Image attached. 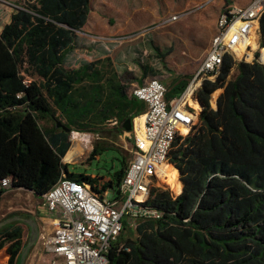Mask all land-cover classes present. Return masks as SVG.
<instances>
[{
    "label": "trees",
    "instance_id": "1",
    "mask_svg": "<svg viewBox=\"0 0 264 264\" xmlns=\"http://www.w3.org/2000/svg\"><path fill=\"white\" fill-rule=\"evenodd\" d=\"M87 4L26 0L0 30V180L9 177L12 188L41 196L59 178L92 185L105 177L69 171L62 162L69 132L52 116L69 131L97 136L110 131L112 121L113 131H122L126 118L141 113L108 56L63 64L80 48L74 35L87 21ZM258 42L264 46V11ZM153 48L162 62L164 54ZM188 80L165 97H178ZM218 89L213 108L210 97ZM195 95L202 106L196 123L174 137L168 154L179 171L180 192L151 188L146 202L160 216L140 220L134 238L122 231L106 264H264V65L225 54L217 75L203 80ZM104 149L96 144L88 158ZM126 164L121 156L101 191H116ZM5 190L0 186V196ZM5 244L7 264H18L24 243L16 221L0 227V249Z\"/></svg>",
    "mask_w": 264,
    "mask_h": 264
},
{
    "label": "built area",
    "instance_id": "2",
    "mask_svg": "<svg viewBox=\"0 0 264 264\" xmlns=\"http://www.w3.org/2000/svg\"><path fill=\"white\" fill-rule=\"evenodd\" d=\"M3 1V0H1ZM201 3L197 7L204 5ZM264 11V0L245 4H226L216 15L214 32L203 59L181 94L171 101L165 98L166 86L158 78H147L131 86L129 96L144 103V110L131 118L130 159L115 190L101 191L102 182L89 184L59 178L41 195L42 207L56 215V227L44 239L43 249L51 254L50 264H106L111 243L140 220L157 219L160 210L146 200L153 187L161 183V166L170 164L168 154L181 127L188 132L196 123V109L188 100L197 101L196 92L205 79L213 80L223 56L235 61H256L264 65V46L258 42V21ZM182 13L170 16L176 20ZM255 35V48L250 38ZM258 53L254 56V51ZM142 116L139 129L135 119ZM114 125L115 121L109 123ZM187 132V133H188ZM9 177L0 186L11 189ZM111 192L112 198L107 194Z\"/></svg>",
    "mask_w": 264,
    "mask_h": 264
},
{
    "label": "rangeland",
    "instance_id": "3",
    "mask_svg": "<svg viewBox=\"0 0 264 264\" xmlns=\"http://www.w3.org/2000/svg\"><path fill=\"white\" fill-rule=\"evenodd\" d=\"M15 1L20 6L26 0ZM244 1L125 0L124 8L129 11L130 8L138 6V13L131 17L128 29H123L119 21L123 17L118 19L110 11L107 6V0H88L87 23L81 31H76L75 35L78 39L86 38L87 45L78 46L80 47L79 50L84 51L83 53L86 55L85 58L87 60L88 58L92 59L101 55H106L111 59L121 83L126 88V93L129 94L131 86L136 83V80L141 78H158L164 84L175 76L186 77L191 75V79L204 57L208 39L213 29V22L220 9L226 4ZM204 2H206L204 5L197 7ZM121 4L123 5L122 1ZM12 8L16 9L17 7L13 6ZM182 11L187 12L185 15H180L173 22H162L171 14ZM180 19H185V21L180 23L178 22ZM256 44L257 38L253 35L250 38V45L255 48ZM154 46L164 54L162 62L160 56L154 50ZM76 52L79 51L69 52L65 55L63 59L64 66L74 67L76 65L74 63V61H77ZM253 53L255 56L258 51L255 50ZM162 63L164 66H162ZM235 72L236 69L233 68L230 77ZM162 75L164 77H161ZM33 79L39 80L37 76H34ZM219 92L220 89L211 94L210 103L213 108H215V100ZM58 119L61 120L60 118ZM41 124L49 125L50 122H41ZM135 125L139 129L140 123H138V119H135ZM106 127L110 131L97 136L92 133L79 131L69 133L70 146L67 153L63 156V159L67 161L69 171L87 175L94 174L95 176L93 177L105 175V177L100 178L101 182H103L107 178L106 175L119 170L121 156L126 158V162L129 161L130 140L127 132L122 130L115 133L113 125L110 124H107ZM186 131L188 132L186 127L180 129L181 134H187ZM76 133L86 137L87 146L83 143L82 147L79 145L75 149L73 144L77 142L76 140L81 139V136ZM74 140L75 142H73ZM96 144L106 149L99 152L96 156L88 158ZM160 170L161 183L170 187L164 188L169 189L172 195L176 196L181 190L180 175L177 173L176 168L173 165L165 164ZM177 184L179 187L178 192L176 191ZM107 198H112L111 192L107 194ZM11 201L27 208L33 206L31 208L32 212H28L26 217H30L29 215L36 217L33 209L42 203L40 197L38 198L26 189L16 192ZM21 226L24 230L22 242L25 244L29 236V227L24 223ZM36 226L38 230L37 239L28 248L22 264H50V254L42 248L41 236L50 235L52 230L50 229L47 232V228L39 220ZM125 236L134 238V228L127 226ZM6 246L7 244L0 249V264L4 261L3 254L8 259ZM5 264H7V261Z\"/></svg>",
    "mask_w": 264,
    "mask_h": 264
},
{
    "label": "crops",
    "instance_id": "4",
    "mask_svg": "<svg viewBox=\"0 0 264 264\" xmlns=\"http://www.w3.org/2000/svg\"><path fill=\"white\" fill-rule=\"evenodd\" d=\"M107 1H108L107 2V6L110 9V11H112L113 14L116 17H118V19L123 17L122 20H119L121 22V24H122L123 29H128V25H130V23H131V21H130L131 17L132 16H135L136 13H138L137 12L138 6H134V7L130 8L129 11H128V10H126L124 8L125 0H107ZM121 1H122L123 5L121 4ZM248 1L249 0H245L244 2L235 3V4H241L242 5V4L247 3ZM13 6L18 7L19 4L15 0H3V1L0 0V30H1L2 26L6 22H8L10 14L15 11V9L12 8ZM186 12L187 11H182L180 13H182V15H185ZM180 13H176V14H180ZM172 15H174V14H171L170 16H172ZM170 16H168L167 18H165L162 22H167L166 20ZM184 21H185V19H180L178 22L183 23ZM170 22H173V21H170ZM214 22H215V19H214ZM214 22H213V29H212V32H211V34L209 36V39H210L211 35L214 32ZM86 23H87V21H86ZM77 39L78 38L76 37V35H74V40H75V43L77 45H80V46H86L87 45L86 44V38H80V39H78L80 42ZM209 39H208V43H209ZM74 51H79V52H76V60L77 61H74V63L76 64L75 66H77L79 64H82V63H85V62H89V61H92V60H95V59L102 58V57L106 56V55H101V56L94 57L92 59L88 58V60H87L85 58L86 55L83 53L84 52L83 50L76 49ZM74 51H72V52H74ZM190 76L191 75L186 76V77H183V76H175V77L171 78L166 84H164V82H162L161 80L160 81L166 86L167 93H170V90L172 89V87L175 84H177V82H179V81H181L183 79H187V78L190 79ZM161 77H164V76L162 75ZM146 79L141 78L139 80H136V83L135 84H140V83H142ZM174 98H176V96L175 95H172L170 98H166V100L167 101H171ZM195 102L198 103V100L195 101ZM139 104H140V107H141L140 111L142 112L144 110V108H145V105L140 100H139ZM193 107L195 108V106H193ZM200 109H201V107L199 105V107L196 109V114L199 112ZM136 119H138V123L141 122V116H137ZM123 131H124V129H123ZM76 134H78V135L81 136L82 140L85 143V146H87L86 137L83 136V135H81L80 133H76ZM62 162L66 163L67 161L62 158ZM90 176L93 177L95 175L94 174H91ZM23 190H24V188H11V189L5 190L4 193L0 196V220H3L5 218L9 217L14 212H16L17 214H19V216H22V217H24V216L26 217V216H28V214H27L28 212H32V209L31 208L33 206H31V208H27L24 205L23 206H19L16 202H12L11 201V198L13 196H15V193L16 192L23 191ZM28 191H31V190H28ZM31 193H33V192L31 191ZM34 195H36V194H34ZM36 196L38 198L39 197L41 198V196H39V195H36ZM33 210L35 211L36 217H32L31 215H29V216H30V218H33L34 219L36 225L38 224V220H39L42 224L45 225V227L47 228V232H49L50 229H51L52 230V233H53V231H54V229L56 227V215L48 212L44 207H42V205H37V207H34ZM20 211H22V212H20ZM23 211H25V212H23ZM35 218H37V219H35ZM16 222H17V224L22 225V222H20V221H16ZM23 234H24V230L22 228V238H23ZM45 235L47 236L48 234H45ZM45 235H42L41 236V239H42V243H41L42 248H43V244H44V239L46 237ZM0 254H1V252H0ZM6 257L7 256L5 254H3L4 261L1 262L2 264H5L6 263V261H7L6 260L7 259ZM49 259H51V254H50V258Z\"/></svg>",
    "mask_w": 264,
    "mask_h": 264
},
{
    "label": "water",
    "instance_id": "5",
    "mask_svg": "<svg viewBox=\"0 0 264 264\" xmlns=\"http://www.w3.org/2000/svg\"><path fill=\"white\" fill-rule=\"evenodd\" d=\"M198 103H199V101H198ZM199 105H200V107H202L200 103H199ZM52 118H53L54 125L56 127H60L64 131L69 132V133L73 132V131H69V129L64 124H62L59 120L55 119L53 116H52ZM122 128L126 132L130 131V129H131V119L130 118H126L125 119L124 123L122 124ZM178 173H179V171H178ZM12 221H20V222L26 224L29 227V236H28L27 242L22 247V249L20 251V255H19L18 264H22L23 258L25 256L28 248L37 239L38 230H37V226H36V223H35L33 218L22 217V216H19V215H13V216L7 217V218H5L3 220H0V227H2L3 225H6V224H8V223H10Z\"/></svg>",
    "mask_w": 264,
    "mask_h": 264
},
{
    "label": "bare ground",
    "instance_id": "6",
    "mask_svg": "<svg viewBox=\"0 0 264 264\" xmlns=\"http://www.w3.org/2000/svg\"><path fill=\"white\" fill-rule=\"evenodd\" d=\"M188 102L191 104V105H193V106H195V108H198L199 107V105H198V103H196L194 100H188ZM141 120H142V116H141ZM140 123V122H139ZM182 128V127H181ZM77 142L75 143V144H73V146L75 147V149H76V147L77 146H81L84 142H83V140H82V138L81 139H79V140H76ZM73 142H75V140L73 141ZM82 147V146H81ZM77 151V150H76ZM80 151V150H79ZM80 155V154H79ZM165 165V164H164ZM163 167V165L161 166V168ZM176 171H177V173H178V170L176 169ZM179 174V173H178ZM178 189H179V187H178V184H177V187H176V191L178 192Z\"/></svg>",
    "mask_w": 264,
    "mask_h": 264
}]
</instances>
